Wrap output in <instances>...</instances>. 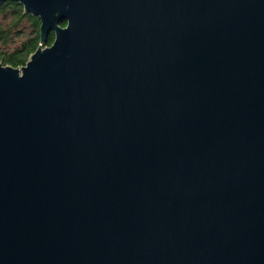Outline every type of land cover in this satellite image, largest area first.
Returning a JSON list of instances; mask_svg holds the SVG:
<instances>
[{
	"label": "water",
	"instance_id": "1",
	"mask_svg": "<svg viewBox=\"0 0 264 264\" xmlns=\"http://www.w3.org/2000/svg\"><path fill=\"white\" fill-rule=\"evenodd\" d=\"M7 1L0 264H264V0Z\"/></svg>",
	"mask_w": 264,
	"mask_h": 264
},
{
	"label": "trees",
	"instance_id": "2",
	"mask_svg": "<svg viewBox=\"0 0 264 264\" xmlns=\"http://www.w3.org/2000/svg\"><path fill=\"white\" fill-rule=\"evenodd\" d=\"M39 41L38 17L25 13L23 6L15 1L0 6V63L15 68L24 66L38 48ZM53 41L51 34L48 45Z\"/></svg>",
	"mask_w": 264,
	"mask_h": 264
}]
</instances>
